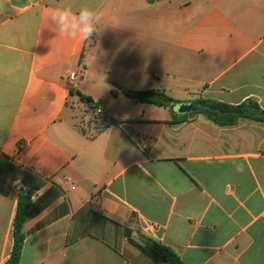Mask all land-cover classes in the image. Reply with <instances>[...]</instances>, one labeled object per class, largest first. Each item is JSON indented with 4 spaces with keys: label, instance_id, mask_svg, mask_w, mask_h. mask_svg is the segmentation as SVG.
Here are the masks:
<instances>
[{
    "label": "crops",
    "instance_id": "crops-1",
    "mask_svg": "<svg viewBox=\"0 0 264 264\" xmlns=\"http://www.w3.org/2000/svg\"><path fill=\"white\" fill-rule=\"evenodd\" d=\"M57 7L100 13L97 34L60 35L49 22ZM3 8L0 155L45 181L33 200L61 190L24 224L19 264H162L151 241L184 264H264V123L219 125L204 115L170 123L168 108L125 95L158 89L179 103L254 102L264 111V0ZM82 73L70 88L68 77ZM79 93L123 124L93 135ZM21 185L0 191V264L11 254Z\"/></svg>",
    "mask_w": 264,
    "mask_h": 264
},
{
    "label": "trees",
    "instance_id": "trees-1",
    "mask_svg": "<svg viewBox=\"0 0 264 264\" xmlns=\"http://www.w3.org/2000/svg\"><path fill=\"white\" fill-rule=\"evenodd\" d=\"M70 93H73L72 89H70ZM119 93V89L112 91L114 96H118ZM125 95L136 103L153 104L158 107L168 108L172 112V120L170 123H179L196 115H204L219 125H232L241 118L264 123V111L254 102L233 106L210 99L197 98L191 101L193 103V110L190 113L177 114L170 109V106L173 103L179 102L164 91L158 89L132 90L126 92ZM79 97L87 105L88 111L92 114V122L90 123L93 124L94 128L93 135L112 125L123 124V121L116 120L107 111L101 110L100 113L96 114V109L101 106V102L95 103L91 97L80 93ZM79 128L81 131L86 132L84 127L79 126ZM144 150L147 151V148H144ZM17 180L22 185L18 190V204L13 222L12 250L5 264H19L25 241L24 224L61 194V190H55V187H52L43 196L37 200H33V191L40 189L45 184V181L11 163L5 156L0 155V191L6 195L9 184ZM150 245L155 250L156 258L160 263L184 264L170 247L161 245L155 241H151ZM139 247L145 250L141 246Z\"/></svg>",
    "mask_w": 264,
    "mask_h": 264
},
{
    "label": "clouds",
    "instance_id": "clouds-1",
    "mask_svg": "<svg viewBox=\"0 0 264 264\" xmlns=\"http://www.w3.org/2000/svg\"><path fill=\"white\" fill-rule=\"evenodd\" d=\"M6 0H0V11ZM102 15L88 7H81L73 11L71 7H57L49 15V22L60 35L66 38L89 40L97 34V25L101 22ZM242 170V169H240Z\"/></svg>",
    "mask_w": 264,
    "mask_h": 264
},
{
    "label": "water",
    "instance_id": "water-1",
    "mask_svg": "<svg viewBox=\"0 0 264 264\" xmlns=\"http://www.w3.org/2000/svg\"><path fill=\"white\" fill-rule=\"evenodd\" d=\"M124 90V88H123ZM170 109L177 114H186L190 113L193 110V103L192 102H180V103H173L170 106Z\"/></svg>",
    "mask_w": 264,
    "mask_h": 264
},
{
    "label": "built area",
    "instance_id": "built-area-1",
    "mask_svg": "<svg viewBox=\"0 0 264 264\" xmlns=\"http://www.w3.org/2000/svg\"><path fill=\"white\" fill-rule=\"evenodd\" d=\"M80 77L77 74H72L68 77V85L70 88H76L78 86ZM101 110L99 108L96 109V114L100 113Z\"/></svg>",
    "mask_w": 264,
    "mask_h": 264
},
{
    "label": "rangeland",
    "instance_id": "rangeland-1",
    "mask_svg": "<svg viewBox=\"0 0 264 264\" xmlns=\"http://www.w3.org/2000/svg\"><path fill=\"white\" fill-rule=\"evenodd\" d=\"M80 75H81L80 78H81V80H82L83 77H84V76H83L84 74L82 73V74H80ZM145 83H146V82H145ZM156 110H160V109H157V108H156ZM161 110H165V109H161ZM77 119H79L78 122L80 123V125H82V126H83V125H86V121H84V119H83V120L81 119V115H80L79 112H77Z\"/></svg>",
    "mask_w": 264,
    "mask_h": 264
}]
</instances>
